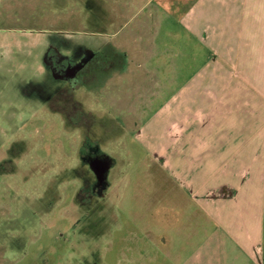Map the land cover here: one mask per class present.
<instances>
[{
  "label": "crops",
  "instance_id": "obj_1",
  "mask_svg": "<svg viewBox=\"0 0 264 264\" xmlns=\"http://www.w3.org/2000/svg\"><path fill=\"white\" fill-rule=\"evenodd\" d=\"M91 1V92L149 94L138 107L143 137L133 143L145 148L157 174L174 176L196 211L185 231L172 217L178 208L165 200L155 207L163 212L159 224L177 229L173 264H224L228 248L243 264H264V0ZM80 46L87 44L65 49L73 54ZM81 59L69 62L62 87ZM85 87L82 81L70 89L89 93ZM157 94L169 96L146 112ZM130 112L111 116L125 121ZM160 147L172 161L159 156Z\"/></svg>",
  "mask_w": 264,
  "mask_h": 264
},
{
  "label": "rangeland",
  "instance_id": "obj_2",
  "mask_svg": "<svg viewBox=\"0 0 264 264\" xmlns=\"http://www.w3.org/2000/svg\"><path fill=\"white\" fill-rule=\"evenodd\" d=\"M91 2L0 0V264H173L169 251L177 229L160 225L163 212L155 207L165 200L178 208L172 217H179L185 231L196 218L174 176L157 174L145 148L133 143L145 118L138 107L149 94L95 96L94 79L84 80L89 93L76 96L85 108L100 117L102 107L110 108L109 116L131 111L125 121L114 119L115 124L126 122L124 128L112 118L102 119L110 129L99 147L111 169L96 175L76 158V135L60 132L59 116L47 113L46 101L63 82L55 68L62 72L75 54L91 53ZM78 40L87 47L73 54L65 49ZM72 86L58 94H75ZM168 96L157 94L145 104L146 112ZM156 149L172 161L166 147ZM130 155H135L131 163ZM126 169L132 177L124 184ZM146 228L153 229L152 235ZM226 254L224 264H243L235 250L228 248Z\"/></svg>",
  "mask_w": 264,
  "mask_h": 264
},
{
  "label": "flooded vegetation",
  "instance_id": "obj_3",
  "mask_svg": "<svg viewBox=\"0 0 264 264\" xmlns=\"http://www.w3.org/2000/svg\"><path fill=\"white\" fill-rule=\"evenodd\" d=\"M81 61L84 60V63L80 67L81 69L71 78V81L68 85L72 86L73 83L82 82L87 79L89 75L86 74L87 71H90L93 64L97 60V56L92 53L81 56ZM86 61V63H85ZM69 62L65 65L62 72H59L58 66L55 68V74L64 76L65 72L70 71ZM72 88V87H71ZM64 87L57 89L55 94H52L49 99L46 101L47 113L54 114L59 116L60 120V132H69L74 133L77 138V153L75 154L76 158L80 163L91 165L93 172L95 171L99 174L100 171H104L109 157L104 152L100 150L101 141L105 140L106 133L110 129V124L108 122L102 121L104 118L111 119L115 124L114 117L109 116V108H99L101 111V116L99 112L96 114L95 111L89 110L83 106L82 100H80L76 94H58ZM96 96V94H94ZM98 95V94H97ZM51 104L57 106H51ZM88 117H92L93 121H87ZM100 117V118H99ZM62 136V134H61ZM19 142L21 145L24 143V140L20 139ZM62 153L64 152V147L61 146ZM67 152V150H66ZM60 156V155H59ZM77 166L75 170L78 168ZM78 172V170H76ZM101 173V172H100ZM96 175V174H95ZM96 182H94V185ZM103 184V183H102ZM97 188V187H96Z\"/></svg>",
  "mask_w": 264,
  "mask_h": 264
},
{
  "label": "water",
  "instance_id": "obj_4",
  "mask_svg": "<svg viewBox=\"0 0 264 264\" xmlns=\"http://www.w3.org/2000/svg\"><path fill=\"white\" fill-rule=\"evenodd\" d=\"M106 171H107V166L105 167V169H104V172L106 173Z\"/></svg>",
  "mask_w": 264,
  "mask_h": 264
}]
</instances>
